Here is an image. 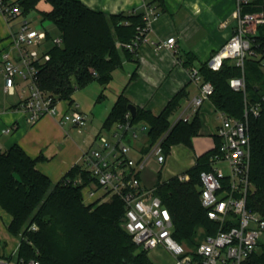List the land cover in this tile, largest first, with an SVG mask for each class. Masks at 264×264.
Returning <instances> with one entry per match:
<instances>
[{
	"label": "trees",
	"instance_id": "trees-1",
	"mask_svg": "<svg viewBox=\"0 0 264 264\" xmlns=\"http://www.w3.org/2000/svg\"><path fill=\"white\" fill-rule=\"evenodd\" d=\"M27 16L38 11L44 21L51 22L63 39V46L50 50L51 60L40 72V86L67 103L73 102L77 90L97 82L107 87L113 73L136 53L118 48L117 43L131 44L138 28L145 27L144 14L107 15L93 11L77 0H16ZM45 4V10H39ZM245 12H264V0H252ZM257 40L264 48V25L259 27ZM205 82L214 87L211 101L218 111L241 119L244 114V93L234 91L230 80L241 77L242 71L229 60L219 71L205 64L199 68ZM245 81L253 102L264 94V75L258 62L245 63ZM103 96H101L102 98ZM100 98V99H101ZM183 93L175 96L158 116L137 109L132 124L144 122L149 127L152 147L168 131L163 141L165 155L177 145L192 147L200 133L197 116L191 123H177L170 130V118L179 107ZM130 102L122 93L104 123L110 129L124 123ZM251 137V181L254 192L248 198V208L264 218V104L261 114L249 119ZM217 147L200 156L185 174L187 181L174 177L158 181L154 195L168 208L174 225L173 237L194 250L200 230L206 236L215 235L219 225L210 220L201 206L203 172L212 170L211 158ZM37 159L31 158L20 146L0 149V209L9 216V231L20 239L17 264H154L146 251L140 250L125 230V206L120 197L110 201L84 203V188L94 182L90 173L74 166L64 178L53 183L37 169ZM82 184H77V179ZM36 226L37 230H32ZM7 264H11L8 262ZM242 264H264V243Z\"/></svg>",
	"mask_w": 264,
	"mask_h": 264
},
{
	"label": "built area",
	"instance_id": "built-area-1",
	"mask_svg": "<svg viewBox=\"0 0 264 264\" xmlns=\"http://www.w3.org/2000/svg\"><path fill=\"white\" fill-rule=\"evenodd\" d=\"M142 1L145 4L146 26L138 28V35L131 44L117 43L118 48L137 53L147 41L152 23L158 19L159 13L150 0ZM235 1L233 33L208 61L213 71H219L227 60L242 71L241 77L230 80V86L234 91L244 93L245 104L241 119L219 111L217 137L220 144L211 158L213 168L200 176L201 206L207 211L208 218L219 225L218 232L199 241L194 250L187 249L173 237L174 225L168 208L153 191L141 186L137 174L151 159L160 165L165 163L163 141L169 131L138 161L130 157V148L121 139L111 142L103 135L97 139L100 149L84 155L85 169L94 179L92 184L84 188L86 196L94 200L93 203H104L114 196L120 197L125 206L124 227L134 244L142 251L160 249L169 253L172 264H242L258 250L264 238V218L248 208V198L254 192L250 177L249 119L251 116H260L264 94L258 101L252 102L245 81V63L249 59L258 62L264 72V48L257 40L258 29L264 25V12H245L252 0ZM0 13L8 22L17 21L18 27L17 32L10 35L11 50L2 55L5 92L19 96L18 110L26 114L29 124L34 125L50 116L57 119L60 125H71L82 132L87 126L88 117L80 111L79 105L74 101L67 103L40 86V72L51 60L50 50L63 46L62 37L34 28L29 20L23 19L26 16L16 2L0 0ZM229 24L226 20L220 27L226 28ZM176 43L173 37L159 44L157 49L178 54ZM188 73L191 81L198 86L199 94L187 103L175 123L171 124L170 130L179 122H193L214 94L213 85L203 80L199 69L191 68ZM132 118L128 112L125 122L118 125L119 128L124 132L133 131ZM11 131L8 128L3 133L10 134ZM222 162L228 164L229 174L217 168ZM179 179L187 181L189 177L183 175ZM82 182V179H78L76 183ZM32 230L36 231L37 227L33 226ZM30 264L39 263L31 261Z\"/></svg>",
	"mask_w": 264,
	"mask_h": 264
},
{
	"label": "crops",
	"instance_id": "crops-1",
	"mask_svg": "<svg viewBox=\"0 0 264 264\" xmlns=\"http://www.w3.org/2000/svg\"><path fill=\"white\" fill-rule=\"evenodd\" d=\"M77 1L93 11L107 15L145 14L142 0ZM150 3L156 8L159 17L152 23L147 41L140 46L134 59L124 61L122 67L113 73V80L107 87H102L97 82L90 84H94V87L96 85L92 91L99 94V98L106 96L109 104L102 106L92 119L86 115L89 122L82 132L71 125L62 126L57 119L50 116L42 118L34 125L29 124L26 114L18 110L19 96L5 92L2 55L11 50L10 35L16 33L18 27L17 21L8 22L0 13V149L20 146L31 158L38 160L37 169L53 183L60 182L74 166L85 168L84 155L100 149L97 141L100 135L106 136L111 142L121 139L130 148V157L134 160L138 161L148 154L151 149L149 136L141 147L136 144L139 135L135 125L138 123L133 124L134 129L131 132L121 130L118 126L120 123L108 130L104 129V123L118 97L124 93L130 104L137 109L158 116L175 96L183 93L179 107L173 114L178 117L187 103L199 94V88L191 81L188 70L199 69L208 64L228 41L233 33V14L236 9L235 0H150ZM226 20L230 24L221 28L220 24ZM173 37L177 41L178 54L157 49L159 44ZM198 117L201 129L199 135L193 139L191 148L185 145L174 146L170 155L166 156L164 164L160 165L151 159L138 172L137 177L144 189L154 192L158 181L164 183L174 177L186 175L200 156L217 147L219 111L211 100L204 104ZM214 119L218 122L215 126ZM139 123L147 125L144 122ZM8 128L12 129L11 133L4 134L3 131ZM143 128L146 130V127ZM175 149L180 152L181 164L184 166L181 173H175V163L172 160L167 165ZM153 162L157 165V170L154 169ZM164 169L166 177L163 179L161 172ZM93 202L94 200L84 199L85 204ZM10 220L0 209V264H17L20 239L10 233ZM165 253L173 261L172 256Z\"/></svg>",
	"mask_w": 264,
	"mask_h": 264
},
{
	"label": "rangeland",
	"instance_id": "rangeland-1",
	"mask_svg": "<svg viewBox=\"0 0 264 264\" xmlns=\"http://www.w3.org/2000/svg\"><path fill=\"white\" fill-rule=\"evenodd\" d=\"M43 6H46V5L45 4L41 5L39 7V10L41 11L45 10ZM23 19L29 20L32 23V26L36 29L49 31L55 37L60 36L58 30L54 27V25L49 21H44L38 11H32L30 14H28ZM263 75H264V72H263ZM93 88H96V85L95 87H94V84L88 85L87 87L83 89L77 90L73 95V101L76 104L80 105L79 109L82 112H84L85 115L89 117V119H92L96 114H98L99 111L102 109L101 108L102 106L106 107L109 104L107 97L103 96L102 99H100L99 94L92 91ZM249 98L251 99V94H249ZM99 102H100V105H99ZM176 120H177V117L175 114L170 119L171 124L175 123ZM217 123H218L217 120L214 119L213 126H215V124ZM143 127H146V130H142ZM135 129L139 135V139L137 140L136 144L137 146L141 147L142 144H144V140L148 137L149 127L143 123H138L137 125H135ZM186 150H189V149L187 148ZM171 160L175 163L174 165V168H175L174 171H176L175 173L177 172L181 173L184 169L183 168L184 166L182 167L181 156H180V152L178 151V149L177 150L175 149V152L171 154L167 162V165L169 162H171ZM152 165L154 166V169L157 170V165L154 162L152 163ZM217 168L223 170L225 174H229V166L227 163L222 162L219 165H217ZM161 176L163 179L166 177L165 169L162 170ZM155 177H158V175L155 174ZM83 194L85 195V199L89 201L90 199L87 198L86 191L83 192ZM204 238H205V231L201 229L197 242L199 243V241H201ZM261 243H264V238L262 239ZM182 245H184V247H186L187 249L192 250V248L187 246L185 243L184 244L182 243ZM147 253H148L149 258L154 262V264H172L170 257L164 251L160 249L157 251H149Z\"/></svg>",
	"mask_w": 264,
	"mask_h": 264
},
{
	"label": "water",
	"instance_id": "water-1",
	"mask_svg": "<svg viewBox=\"0 0 264 264\" xmlns=\"http://www.w3.org/2000/svg\"><path fill=\"white\" fill-rule=\"evenodd\" d=\"M128 110H129V112L131 113L132 117L135 118L136 115H137V108H136V106L130 104V105L128 106Z\"/></svg>",
	"mask_w": 264,
	"mask_h": 264
}]
</instances>
